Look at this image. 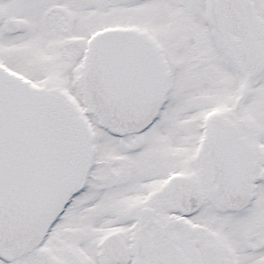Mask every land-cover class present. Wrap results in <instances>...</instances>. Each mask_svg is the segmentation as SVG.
<instances>
[{
    "label": "snow or ice",
    "instance_id": "snow-or-ice-1",
    "mask_svg": "<svg viewBox=\"0 0 264 264\" xmlns=\"http://www.w3.org/2000/svg\"><path fill=\"white\" fill-rule=\"evenodd\" d=\"M0 264H264V0H0Z\"/></svg>",
    "mask_w": 264,
    "mask_h": 264
}]
</instances>
